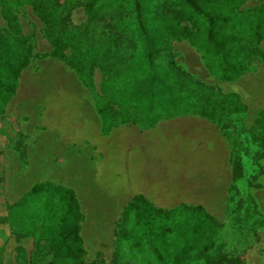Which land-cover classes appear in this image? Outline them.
Listing matches in <instances>:
<instances>
[{"label":"rangeland","instance_id":"374dc122","mask_svg":"<svg viewBox=\"0 0 264 264\" xmlns=\"http://www.w3.org/2000/svg\"><path fill=\"white\" fill-rule=\"evenodd\" d=\"M58 1L61 4L66 2L72 4L70 24L82 31L78 51L75 52L70 48L64 49V57L70 60L78 59L81 55L82 59L85 57V62L82 63L90 70L93 89L117 87L131 90L134 88V76L126 73L124 64H114L110 67L107 75L109 79H115V83L106 87L99 66L112 62V59L118 56L114 52H121V49H107L111 40L123 42L125 53L134 61L138 58L139 61H144L150 50L159 51L152 65L146 64V71H143V75H146L154 69L159 77L154 85L155 104L149 105L145 98L136 97L137 92L133 95L126 90L124 91L127 93L126 96L121 98L122 103L118 101L119 98L117 101H112L109 96L98 99L105 103L104 107L108 111L110 109L113 114L122 104L124 110L119 119L130 120L146 128L154 125L158 118H170L172 114L178 112L200 113L198 109L200 106L192 104L186 92L179 90L175 85L178 81L177 74L181 79L179 84L184 80H196L224 96L222 106L216 108L218 113L221 112L218 114L220 121L217 125L231 143V168L233 170L234 164H237L239 174L238 178L233 180L229 190L225 217L222 220L216 219L215 223L218 225H215L212 230H208V227L201 228L200 234L205 238V244L207 242L210 244L207 253L214 255V264H225L236 259H242V264H264V27L260 25L256 13V10L264 4V0H247L236 8L238 16L244 22V28L229 33L240 31L244 34L243 45L237 44L236 48L248 65L243 76L234 81H221L213 76L207 71L204 59L192 45L186 40L169 37L168 32L165 31L166 16H168L166 1L168 0H94L93 10L96 11V19L86 29L83 28L86 23L84 6L91 0ZM33 2V0H4V2L0 0V29L7 34L10 30L17 29L16 34L26 38L31 49L29 64L20 69L28 60L21 63L18 60L13 61V73L22 74L28 69L27 71L32 72L31 79L33 80L22 82L26 88L35 89V85L28 84L29 82L34 84L36 80L42 85L49 79L47 88L56 89L57 95L62 96L65 87H77V85L71 83L68 77L69 80H64L62 73L60 79L62 80L63 77L64 81H60L57 86V78H52L51 73L47 75L41 73L39 67L37 68L40 61L48 57L61 62L65 59L63 56L59 59L51 55L52 45L45 36L44 25L34 12ZM5 10L17 16L15 26L4 16ZM139 12L140 22L137 20ZM181 25L200 35L201 25L191 21H183ZM262 29L263 33L256 37L255 33ZM126 58V61L130 62V58L128 56ZM35 67L37 70H34ZM67 67L72 70L68 65ZM122 72L124 73L121 74ZM20 78L14 77L9 89L0 93V103L5 95H9L13 89L17 90ZM236 98L239 101L235 102ZM62 99H67V97H61ZM2 106L5 110L7 105ZM98 107L100 109L101 105ZM208 108L209 106L202 111L207 112ZM116 115L114 114V117L117 119ZM38 117L42 119V112ZM5 120L15 122L12 117ZM112 125L105 133L101 125L102 134H109ZM14 131L18 132V127ZM0 158L2 159V154ZM7 174H10L9 169ZM1 186L2 178H0V188ZM5 189H0V216L2 218L9 210L4 207L5 203L7 205L8 201V204H11L8 198L14 199L11 195L12 191L16 190V188ZM25 189L27 188L18 191L16 196L20 198ZM115 194L112 188H80L78 195L76 194L78 200L80 196L81 218L78 229L83 241L84 264H111L116 223L125 205L122 201L113 200L112 202L110 198L115 197ZM145 204L154 206L147 199ZM180 206L182 205L177 207ZM13 210L15 208L12 202L11 211ZM198 213L200 214L195 215L197 217L190 218L188 214L175 213L168 220L170 221L169 226L173 227L174 224L187 227L193 221L201 224V221L205 222L209 219L204 209ZM12 216L10 215L9 222H0V264H52L54 251L51 240L49 237L40 235L41 224L39 223L36 228L39 237L35 244L34 237L27 235L17 223L18 220L14 218V221ZM153 219L156 220L157 217ZM165 220L167 219L161 221L165 223ZM197 229H200L199 226ZM166 232L168 233L169 230L166 229ZM193 233L192 224L188 240L193 238ZM209 234L211 238L208 239ZM199 249L200 247L190 250L192 254L187 264H205L202 259L195 256Z\"/></svg>","mask_w":264,"mask_h":264},{"label":"crops","instance_id":"0c3cea01","mask_svg":"<svg viewBox=\"0 0 264 264\" xmlns=\"http://www.w3.org/2000/svg\"><path fill=\"white\" fill-rule=\"evenodd\" d=\"M38 67L57 78V86L70 79L77 87H65L59 96L47 88L49 79L42 85L29 82L35 89L26 88L22 82L33 80L28 69L19 77L21 84L0 113L1 188H16L7 205L49 182L73 188L77 195L80 188H112V202L141 195L157 208L198 206L217 220L225 217L233 170L231 143L218 122L193 111L158 118L146 128L118 118L103 135L98 99L117 101L126 96L125 90L142 98L140 91L86 88L63 61L51 57Z\"/></svg>","mask_w":264,"mask_h":264},{"label":"trees","instance_id":"16d2710c","mask_svg":"<svg viewBox=\"0 0 264 264\" xmlns=\"http://www.w3.org/2000/svg\"><path fill=\"white\" fill-rule=\"evenodd\" d=\"M33 1L34 12L44 25L45 36L52 45L51 55L59 59L63 56L65 64L72 68L82 84L86 88L93 89L90 70L82 63L85 62V57L82 59L81 55L78 59L70 60L63 54V50L67 48L75 52L78 51L82 35V31L71 25L69 21L72 4L70 2L61 4L58 0ZM245 1L247 0H168L166 1L168 16H166L165 31L168 32L170 38L186 40L192 45L200 53L204 59L205 67L213 76L221 81H234L247 71L248 65L236 48L237 44L243 45L244 34L240 31L229 33L244 28V22L238 16L236 8ZM94 4L95 1L91 0L84 6L86 15L84 29L96 19V11L93 10ZM256 13L260 25L264 27V4L256 10ZM4 14L7 20L15 26L17 16L6 10ZM137 20L141 21L140 12L137 14ZM183 21L201 25L200 35L185 29L181 25ZM16 32H18L17 29H12L7 34L0 29V93L9 89L10 82L14 80V77L21 76V73H13V61L18 60L21 63L28 60L20 69L30 62L31 49L27 40ZM262 33L263 29L256 32L255 35L257 37ZM109 44L108 50L115 48L121 49V52H114L118 56H115L112 62L99 66L106 87L115 83V79H109L107 75L110 67L114 64H124L126 73L132 74L135 79L134 88L131 89L140 91L142 99L145 98L147 104H155L154 85L158 82L159 77L155 74L154 69L146 75H143V71H146V64L152 65L153 59L159 51L150 50L146 55L145 60L148 59L146 62L145 60L139 61V58L134 61L125 53L123 42L111 40ZM126 56L130 58V62L126 61ZM176 78L178 81L175 85L179 90L186 92L192 104L200 106V108L196 107L200 110V114L219 122L220 115L218 114L221 112L218 113L216 108L222 106L224 96L202 82L191 79L184 80L179 84L181 79L178 74ZM109 89L120 90L121 88ZM14 93L13 89L9 95H5V98L2 99L0 113L4 110L2 105H6ZM121 98L119 96L118 101L122 103ZM237 100L239 101L236 98L235 102ZM117 104L119 106L118 102ZM99 105H101L99 112L103 115L102 131L105 133L119 117L121 118L124 108L121 104L114 112L118 117L116 119L113 112L104 107L105 103L99 102ZM208 106L207 112H203L202 110ZM237 166V164L233 166V180L238 178L239 166ZM145 201L143 196L136 195L123 206L116 223L111 264H187L192 254L190 250L198 247L200 249L195 253L196 258L202 259L205 264H214V255L207 253L210 244L208 242L205 244L206 240L200 232L203 227H208V230L214 229L215 225H218L215 223L216 218L206 213L209 219L205 222L201 221L200 224L198 221H193V238L188 240L192 224L189 223L188 228L174 224L173 227H170L168 220L175 213L188 214L189 218L197 217L195 215L200 214L198 212L203 210L201 207L182 205L173 209H162L152 205L146 206ZM4 207L9 210L3 218L0 216V222H9L10 215H13L11 218L14 221L18 220L17 223L26 234L34 237L35 244L39 237L36 228L39 223L41 224L40 235L49 237L51 240L54 251L52 264H84L83 241L78 229L81 206L72 188L49 182L39 183L14 203L15 210L11 211L12 205H6V203ZM148 215L157 217V219L154 220V217ZM164 219H167L165 223L161 221ZM208 221H210L209 224H207ZM198 226L200 229H197ZM166 229L169 230L168 233ZM209 238H211V234H209ZM242 262V259H236L225 264H242Z\"/></svg>","mask_w":264,"mask_h":264}]
</instances>
